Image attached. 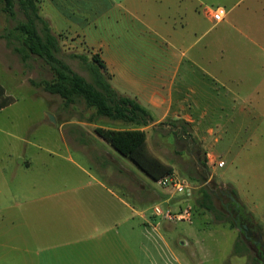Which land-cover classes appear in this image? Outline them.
<instances>
[{"label":"crops","instance_id":"crops-1","mask_svg":"<svg viewBox=\"0 0 264 264\" xmlns=\"http://www.w3.org/2000/svg\"><path fill=\"white\" fill-rule=\"evenodd\" d=\"M124 1V6L119 3L127 16L123 31L111 34L105 44L95 39L83 40L84 45L98 51L111 86L144 107L153 125L173 122L170 128L177 139L199 140L217 175L216 162L231 149L215 148L216 134L230 131L232 139L255 138L256 124L264 118V0H215V5L171 0L172 10L163 6L154 17L143 14V0ZM217 6L225 14L215 22L208 9ZM5 96L12 97L0 78V111L13 103L5 105ZM94 137L111 154V182L124 188L117 180L120 154L97 133ZM145 185L140 183L139 194L122 189L121 194L18 201L17 210L20 204L56 199L51 202L60 204L55 208L62 223L49 229L14 223L0 227V264H181L174 253L178 249L167 245L162 235L154 233L171 257L150 248L149 229L157 228L150 226L145 212L151 204L169 199L154 187L151 197L144 195Z\"/></svg>","mask_w":264,"mask_h":264},{"label":"rangeland","instance_id":"rangeland-1","mask_svg":"<svg viewBox=\"0 0 264 264\" xmlns=\"http://www.w3.org/2000/svg\"><path fill=\"white\" fill-rule=\"evenodd\" d=\"M38 1L37 4L41 7L38 8L39 14L48 21L51 30L58 36L61 57L74 71L90 80L85 64L71 54H84L88 57L95 54L99 57L98 51L86 47L84 42L97 39L105 44L111 34H120L127 16L119 3L124 6L125 1ZM171 2L143 0V14L154 17L163 6L164 9L168 6L171 11ZM206 3L215 5L216 1L207 0ZM21 19V13H17L14 19L8 17L2 11L0 1V33L7 27H13L16 20ZM133 23L136 28L140 27L134 19ZM0 78L13 99L10 106L0 111V213H4L3 218L0 216V227L13 226L14 223L15 227L20 228L49 229L62 223L61 214L55 208L60 204L51 202L56 199L20 204L21 208L17 210L18 201L24 198L108 195L124 191L139 194L140 183L144 181V195L151 197L154 187L161 191L162 198L169 199V203L160 202L161 205L173 208L177 202L190 205L192 211L189 221L174 222L158 217L153 219L151 208L147 209L146 217L149 221L153 219L152 223H157V231L148 228L150 248L153 251L157 248L166 254L165 258L171 257L160 237L154 235L158 233L164 237L167 245L178 249L174 253L181 264L258 263L254 252L231 225L230 219L224 215L223 221L214 219L208 211L196 205L195 199L199 189L207 186L217 206L210 187L222 185L230 189L250 215L264 241V118L256 124L255 138L232 139L230 131L216 134L218 139L213 142L215 148L221 149L224 145H229L231 149L230 153L221 154L225 165H216L218 176L213 173V165L208 162L199 140L177 139L171 126L159 123L155 126L150 123L145 127L149 150L170 164L175 176L185 178L188 182L189 177L196 179L189 182L191 194L176 195L170 187H161L126 158L117 155V167L121 171L117 173V180L123 184L122 188L109 178L113 166L108 160L111 154L94 137L93 128H126L130 124L102 116L90 121L89 116L94 109L86 107L83 100L78 99L65 105L57 94L45 91L41 85H32L30 80L40 82L51 79L52 73L41 59L34 56L24 64L19 55L6 45L4 38H0ZM47 113L52 114L54 122L48 119ZM198 156L206 158L208 176L205 173L200 175L194 162ZM33 206L37 209L30 211ZM36 212H41V215ZM44 212L48 214L44 215ZM13 213L18 217L12 218L15 216ZM261 255L264 257V253Z\"/></svg>","mask_w":264,"mask_h":264},{"label":"trees","instance_id":"trees-1","mask_svg":"<svg viewBox=\"0 0 264 264\" xmlns=\"http://www.w3.org/2000/svg\"><path fill=\"white\" fill-rule=\"evenodd\" d=\"M0 1L2 11L8 17L14 19L17 13L23 16V19L16 20L13 27L4 29L0 33V38L6 40V45L19 55L24 64L27 59L34 56L41 59L52 73L51 79H43L40 82L30 80L32 85H41L45 91L57 94L63 99L65 105L74 103L78 99L83 100L86 107L94 109L89 116L90 121L102 116L130 124L131 127L128 128L95 126L93 129L151 180L156 181L166 174L173 173V167L154 155L148 148L143 127L151 123L150 114L134 98L118 93L111 86L106 67L97 55L88 57L84 54H71L85 64L90 74V80H88L74 71L61 57L58 36L51 30L48 21L39 14L36 0ZM12 100L11 96H5V105ZM168 124L172 127L176 125L173 122ZM181 128V133H184L185 124H181ZM197 160L199 165L207 168L205 157L198 156ZM198 168L202 175L204 170L199 166ZM189 180L193 182L196 179L189 177ZM195 203L208 211L214 219L224 220L207 186L199 189ZM231 225L234 226L232 222ZM236 252H238V244H236Z\"/></svg>","mask_w":264,"mask_h":264},{"label":"flooded vegetation","instance_id":"flooded-vegetation-1","mask_svg":"<svg viewBox=\"0 0 264 264\" xmlns=\"http://www.w3.org/2000/svg\"><path fill=\"white\" fill-rule=\"evenodd\" d=\"M210 189L214 194L216 207L224 216L230 219L243 241L254 252L255 258L258 259L257 264H263L264 257H262L261 253H264V241L261 234L256 230L250 215L245 212L230 189L222 185H215L210 187Z\"/></svg>","mask_w":264,"mask_h":264},{"label":"built area","instance_id":"built-area-1","mask_svg":"<svg viewBox=\"0 0 264 264\" xmlns=\"http://www.w3.org/2000/svg\"><path fill=\"white\" fill-rule=\"evenodd\" d=\"M208 13L212 20L215 22H218L222 20L225 9L222 6H217L212 9H208ZM216 165L218 167H221L224 165V161L220 160L216 162ZM157 184H159L163 188L170 187L175 194L184 195V196H190L191 194V185L188 182L187 179L181 178L178 176H175L173 173L166 174L160 178H158L155 181ZM151 210L153 212V216L158 217L160 219L166 220V221H189L191 219L192 211L190 205H183L178 204L175 207L165 206L161 205L160 203H154L151 205ZM153 219L151 220L150 226L154 229L157 228V223H152Z\"/></svg>","mask_w":264,"mask_h":264},{"label":"water","instance_id":"water-1","mask_svg":"<svg viewBox=\"0 0 264 264\" xmlns=\"http://www.w3.org/2000/svg\"><path fill=\"white\" fill-rule=\"evenodd\" d=\"M47 117H48V119H49L50 121L54 122V118H53L52 114L47 113ZM194 162L197 164V166L200 167V169L204 170V173L206 174V176H208V172H207L206 167H205V166H201V165H199V162H198L197 159H194Z\"/></svg>","mask_w":264,"mask_h":264}]
</instances>
